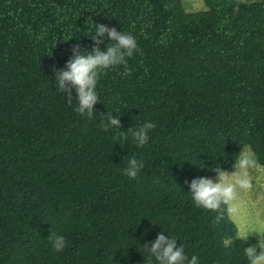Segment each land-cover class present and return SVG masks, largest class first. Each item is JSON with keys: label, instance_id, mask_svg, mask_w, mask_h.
Here are the masks:
<instances>
[{"label": "trees", "instance_id": "trees-1", "mask_svg": "<svg viewBox=\"0 0 264 264\" xmlns=\"http://www.w3.org/2000/svg\"><path fill=\"white\" fill-rule=\"evenodd\" d=\"M201 1L190 13L182 0H0V264H157L143 245L161 231L198 264H249L258 240L241 241L223 208L194 206L185 181L228 171L245 145L264 165V0ZM94 24L141 51L129 75L101 76L89 119L55 71L75 45L91 51ZM106 113L119 131L156 127L143 147L131 133L118 143Z\"/></svg>", "mask_w": 264, "mask_h": 264}, {"label": "clouds", "instance_id": "clouds-1", "mask_svg": "<svg viewBox=\"0 0 264 264\" xmlns=\"http://www.w3.org/2000/svg\"><path fill=\"white\" fill-rule=\"evenodd\" d=\"M94 26L91 51H81L79 44L75 45L71 49L72 55L65 67L55 71L56 87L59 92L67 94L66 100L71 105L74 90L77 106L73 110L89 119L93 118L95 105L99 103L96 87L101 76L107 70L121 65L125 69L121 75H129L127 58L141 51L133 35L117 31L115 27L109 28L104 24H94ZM105 39L109 43L105 50H101L100 46L104 44ZM102 115L100 127L106 132L117 129L113 138L118 143L126 142L128 133H131L137 145L143 147L149 140V133L156 127L154 123L146 121L139 128H129L126 132L119 131L122 125L118 118L112 113ZM142 168L143 162L133 157L128 160L124 175L136 179ZM232 169L233 171H226L218 165L212 171L215 173L214 178L204 176L193 179L190 183L185 181L194 206L217 213L223 208L230 216L237 215L240 207L239 193L250 192L253 189L252 173L264 169V165L259 163L252 147L245 145L236 155ZM222 218V215H218L217 221ZM251 233L259 234L260 240L255 246L245 248L243 252L249 264H264V235L259 232H245L237 236L241 241L247 242ZM47 239L57 253L66 247V239L63 235L50 231ZM143 248L157 264H198L196 256L189 259L185 255L183 245L177 246V240L166 236L163 231L157 234L154 242L144 244ZM257 249L260 251L257 252Z\"/></svg>", "mask_w": 264, "mask_h": 264}, {"label": "rangeland", "instance_id": "rangeland-1", "mask_svg": "<svg viewBox=\"0 0 264 264\" xmlns=\"http://www.w3.org/2000/svg\"><path fill=\"white\" fill-rule=\"evenodd\" d=\"M182 3L184 9L190 13L205 9L201 0H182ZM252 175L254 187L250 192L239 193V212L231 218L238 229V234L259 232L264 235V169L254 171ZM208 177L214 178L215 175ZM250 236L259 242V234L251 233Z\"/></svg>", "mask_w": 264, "mask_h": 264}]
</instances>
